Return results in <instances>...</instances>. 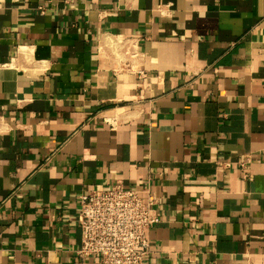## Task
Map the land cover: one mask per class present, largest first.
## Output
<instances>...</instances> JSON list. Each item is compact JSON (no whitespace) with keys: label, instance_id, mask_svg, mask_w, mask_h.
Returning <instances> with one entry per match:
<instances>
[{"label":"crops","instance_id":"obj_1","mask_svg":"<svg viewBox=\"0 0 264 264\" xmlns=\"http://www.w3.org/2000/svg\"><path fill=\"white\" fill-rule=\"evenodd\" d=\"M117 181L164 216L143 264H264V0H0V264H99Z\"/></svg>","mask_w":264,"mask_h":264},{"label":"built area","instance_id":"obj_2","mask_svg":"<svg viewBox=\"0 0 264 264\" xmlns=\"http://www.w3.org/2000/svg\"><path fill=\"white\" fill-rule=\"evenodd\" d=\"M252 157L239 162L243 176L251 177ZM156 199L117 181L108 188L90 189L79 195L80 257L97 256L99 264H143L151 251L148 229L164 216Z\"/></svg>","mask_w":264,"mask_h":264}]
</instances>
